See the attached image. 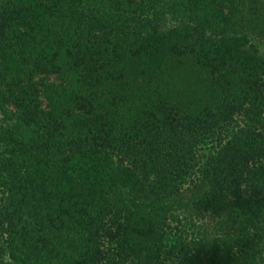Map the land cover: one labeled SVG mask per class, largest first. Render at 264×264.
<instances>
[{"label": "trees", "instance_id": "obj_1", "mask_svg": "<svg viewBox=\"0 0 264 264\" xmlns=\"http://www.w3.org/2000/svg\"><path fill=\"white\" fill-rule=\"evenodd\" d=\"M0 264H264V0H0Z\"/></svg>", "mask_w": 264, "mask_h": 264}]
</instances>
